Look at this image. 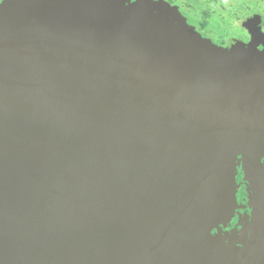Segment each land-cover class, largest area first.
Masks as SVG:
<instances>
[{
    "label": "water",
    "instance_id": "95a60500",
    "mask_svg": "<svg viewBox=\"0 0 264 264\" xmlns=\"http://www.w3.org/2000/svg\"><path fill=\"white\" fill-rule=\"evenodd\" d=\"M125 1L0 4V264H193L264 150L260 60Z\"/></svg>",
    "mask_w": 264,
    "mask_h": 264
},
{
    "label": "flooded vegetation",
    "instance_id": "af4514ba",
    "mask_svg": "<svg viewBox=\"0 0 264 264\" xmlns=\"http://www.w3.org/2000/svg\"><path fill=\"white\" fill-rule=\"evenodd\" d=\"M137 3L159 16L163 7L179 14L188 29L219 50L254 46L264 68V0L125 1ZM235 187L232 215L209 229L193 264H264V150L236 158Z\"/></svg>",
    "mask_w": 264,
    "mask_h": 264
},
{
    "label": "rangeland",
    "instance_id": "374dc122",
    "mask_svg": "<svg viewBox=\"0 0 264 264\" xmlns=\"http://www.w3.org/2000/svg\"><path fill=\"white\" fill-rule=\"evenodd\" d=\"M191 31H192V29H191ZM243 46H241V45H234L232 48L233 49H237V51H241V52H243V53H245L246 55H250V56H252V57H256V58H260L259 57V52L255 49V47L254 46H248L247 47V50H245L244 48H242ZM239 49H241V50H239ZM221 67H223V66H221ZM246 67V66H245ZM246 68H249V69H251V70H253V71H258V72H263L264 71V68L262 67V66H257V65H254V66H247ZM264 76V75H263ZM263 76H260L261 78H263Z\"/></svg>",
    "mask_w": 264,
    "mask_h": 264
},
{
    "label": "snow or ice",
    "instance_id": "6c2138e0",
    "mask_svg": "<svg viewBox=\"0 0 264 264\" xmlns=\"http://www.w3.org/2000/svg\"><path fill=\"white\" fill-rule=\"evenodd\" d=\"M0 3H3V0H0Z\"/></svg>",
    "mask_w": 264,
    "mask_h": 264
}]
</instances>
